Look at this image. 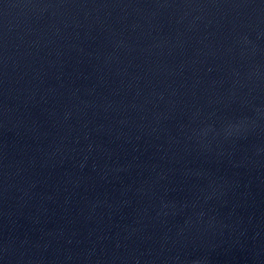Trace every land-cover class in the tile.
Instances as JSON below:
<instances>
[{
    "label": "water",
    "instance_id": "95a60500",
    "mask_svg": "<svg viewBox=\"0 0 264 264\" xmlns=\"http://www.w3.org/2000/svg\"><path fill=\"white\" fill-rule=\"evenodd\" d=\"M0 264H264V0H0Z\"/></svg>",
    "mask_w": 264,
    "mask_h": 264
}]
</instances>
